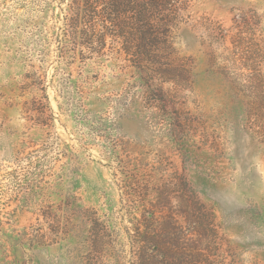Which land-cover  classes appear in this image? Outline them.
Returning a JSON list of instances; mask_svg holds the SVG:
<instances>
[{
    "label": "rangeland",
    "instance_id": "1",
    "mask_svg": "<svg viewBox=\"0 0 264 264\" xmlns=\"http://www.w3.org/2000/svg\"><path fill=\"white\" fill-rule=\"evenodd\" d=\"M74 2L0 0V264H264V0H172L146 62Z\"/></svg>",
    "mask_w": 264,
    "mask_h": 264
},
{
    "label": "trees",
    "instance_id": "2",
    "mask_svg": "<svg viewBox=\"0 0 264 264\" xmlns=\"http://www.w3.org/2000/svg\"><path fill=\"white\" fill-rule=\"evenodd\" d=\"M171 3L172 0H75L70 20L74 25L84 23L87 26L94 25L96 20H100L104 25L113 27L116 32H120L119 36L112 39L120 43V52L131 59L137 58L146 62L151 60L153 53L155 54L163 45L161 37L155 33L156 15ZM108 38L107 34H102L87 37L83 42L92 53L100 54L108 47L110 42ZM163 72L169 75L176 73L171 67L164 69ZM148 232L142 233L144 242H150L151 235ZM137 264H153V258L144 245L140 249Z\"/></svg>",
    "mask_w": 264,
    "mask_h": 264
}]
</instances>
